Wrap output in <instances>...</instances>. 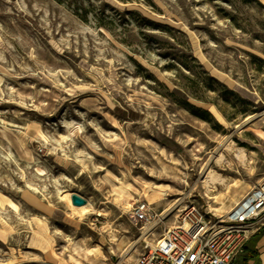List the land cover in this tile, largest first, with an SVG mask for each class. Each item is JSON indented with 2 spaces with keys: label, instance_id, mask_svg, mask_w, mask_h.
Returning a JSON list of instances; mask_svg holds the SVG:
<instances>
[{
  "label": "rangeland",
  "instance_id": "1",
  "mask_svg": "<svg viewBox=\"0 0 264 264\" xmlns=\"http://www.w3.org/2000/svg\"><path fill=\"white\" fill-rule=\"evenodd\" d=\"M263 182L264 0H0V264H133Z\"/></svg>",
  "mask_w": 264,
  "mask_h": 264
},
{
  "label": "built area",
  "instance_id": "2",
  "mask_svg": "<svg viewBox=\"0 0 264 264\" xmlns=\"http://www.w3.org/2000/svg\"><path fill=\"white\" fill-rule=\"evenodd\" d=\"M146 202L131 212L135 224L146 222ZM264 227V182L253 188L225 218L195 205L187 207L174 226L154 245L146 243L133 264H233L246 254L250 240Z\"/></svg>",
  "mask_w": 264,
  "mask_h": 264
},
{
  "label": "bare ground",
  "instance_id": "3",
  "mask_svg": "<svg viewBox=\"0 0 264 264\" xmlns=\"http://www.w3.org/2000/svg\"><path fill=\"white\" fill-rule=\"evenodd\" d=\"M34 53L36 54H43L44 51H42L40 48H37L35 47L34 48ZM49 63H50V66L52 68H55L56 66V61H54L53 59H49ZM56 99V93L54 91H45L43 94H36L35 95V103L37 105L40 106L41 109L43 110H46V109H50L53 104H54V101ZM42 138L44 141H47V137L45 135H42ZM234 155H235V158L240 162V163H244L247 165V162H246V156H245V153L243 150H237L234 152ZM220 163L222 165L226 164V160L224 158V156H221L220 157ZM38 172H39V175H44L45 172L41 169H38ZM217 181H222L221 177L217 174H215L213 171H210L207 179H206V186H208L209 188L214 185ZM26 194H24L25 196ZM72 195L73 193L72 192H69L65 195V198L68 200L69 203H71V198H72ZM159 196H156V195H151L150 196V200H151V205L155 204L156 201H159ZM239 203V202H238ZM237 203V204H238ZM9 204L14 207L15 209L17 208V206L12 203V202H9ZM215 204L218 206V207H211V212L214 213L216 212L215 214H218L220 213L222 210H223V206L225 205V202L223 199H216V202ZM128 207H131V203H128ZM81 208H84V207H81ZM229 212H225V211H222L221 212V216L220 218H224L226 215H228ZM257 264H264V255L262 256V258L260 259V261H258Z\"/></svg>",
  "mask_w": 264,
  "mask_h": 264
},
{
  "label": "crops",
  "instance_id": "4",
  "mask_svg": "<svg viewBox=\"0 0 264 264\" xmlns=\"http://www.w3.org/2000/svg\"><path fill=\"white\" fill-rule=\"evenodd\" d=\"M262 242H264V227L258 234L253 236V238L250 240V242L247 245L246 254L236 258L233 264H245L246 255L250 251L257 252L259 254V258L256 261L250 263V264H257L258 261H260L259 259L262 258V256L264 255V254L262 255V253L259 252Z\"/></svg>",
  "mask_w": 264,
  "mask_h": 264
},
{
  "label": "water",
  "instance_id": "5",
  "mask_svg": "<svg viewBox=\"0 0 264 264\" xmlns=\"http://www.w3.org/2000/svg\"><path fill=\"white\" fill-rule=\"evenodd\" d=\"M71 200H72V204L75 207H79V208L84 207L88 204V201L84 197L78 194H73Z\"/></svg>",
  "mask_w": 264,
  "mask_h": 264
},
{
  "label": "trees",
  "instance_id": "6",
  "mask_svg": "<svg viewBox=\"0 0 264 264\" xmlns=\"http://www.w3.org/2000/svg\"><path fill=\"white\" fill-rule=\"evenodd\" d=\"M259 258V254L257 252H248L245 258V264H250L251 262L256 261Z\"/></svg>",
  "mask_w": 264,
  "mask_h": 264
}]
</instances>
